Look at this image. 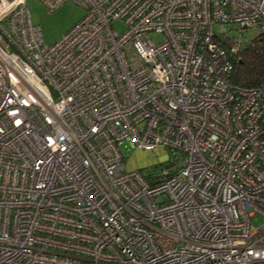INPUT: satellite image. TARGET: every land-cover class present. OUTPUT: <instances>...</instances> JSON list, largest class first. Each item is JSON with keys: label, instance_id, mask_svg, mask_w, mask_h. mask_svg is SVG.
I'll list each match as a JSON object with an SVG mask.
<instances>
[{"label": "built area", "instance_id": "built-area-1", "mask_svg": "<svg viewBox=\"0 0 264 264\" xmlns=\"http://www.w3.org/2000/svg\"><path fill=\"white\" fill-rule=\"evenodd\" d=\"M74 1L46 46L0 0V264H264V88L230 34L264 0ZM125 143L174 157L130 172Z\"/></svg>", "mask_w": 264, "mask_h": 264}, {"label": "rangeland", "instance_id": "rangeland-1", "mask_svg": "<svg viewBox=\"0 0 264 264\" xmlns=\"http://www.w3.org/2000/svg\"><path fill=\"white\" fill-rule=\"evenodd\" d=\"M26 6L32 24L40 27L43 43L46 46H51L60 40L85 15V8L74 0L65 1L53 11H49L41 0H26ZM112 25L118 32L126 29L125 25L120 21H115ZM260 33L261 30L259 28L246 29L242 32L230 31L231 35L240 40H250ZM152 37L155 39L159 38L157 35ZM121 151L124 157V168L130 172L136 170L144 173L154 171L156 166L160 167L165 163L162 160L166 156L169 155L170 158L174 157L172 153L162 148L154 150L133 149L129 143H125ZM252 223L255 226H259L264 223V217L256 214L252 217Z\"/></svg>", "mask_w": 264, "mask_h": 264}, {"label": "trees", "instance_id": "trees-1", "mask_svg": "<svg viewBox=\"0 0 264 264\" xmlns=\"http://www.w3.org/2000/svg\"><path fill=\"white\" fill-rule=\"evenodd\" d=\"M228 49L234 44L227 40ZM233 61L232 83L243 88H264V32L250 40H242L237 51L231 54Z\"/></svg>", "mask_w": 264, "mask_h": 264}]
</instances>
